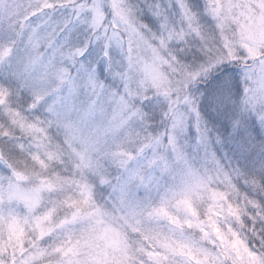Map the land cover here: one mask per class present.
<instances>
[{"label": "snow or ice", "instance_id": "snow-or-ice-1", "mask_svg": "<svg viewBox=\"0 0 264 264\" xmlns=\"http://www.w3.org/2000/svg\"><path fill=\"white\" fill-rule=\"evenodd\" d=\"M0 264H264V0H0Z\"/></svg>", "mask_w": 264, "mask_h": 264}]
</instances>
